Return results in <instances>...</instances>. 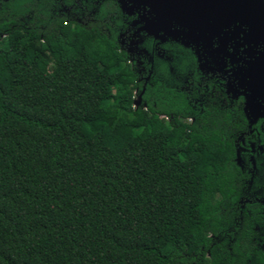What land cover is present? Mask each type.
I'll list each match as a JSON object with an SVG mask.
<instances>
[{"label":"trees","instance_id":"16d2710c","mask_svg":"<svg viewBox=\"0 0 264 264\" xmlns=\"http://www.w3.org/2000/svg\"><path fill=\"white\" fill-rule=\"evenodd\" d=\"M54 4L0 0V264H264L232 203L264 158L194 102L197 54L122 46L112 1L89 24Z\"/></svg>","mask_w":264,"mask_h":264},{"label":"flooded vegetation","instance_id":"af4514ba","mask_svg":"<svg viewBox=\"0 0 264 264\" xmlns=\"http://www.w3.org/2000/svg\"><path fill=\"white\" fill-rule=\"evenodd\" d=\"M110 1L118 6L123 18L124 14L131 17L130 25L121 34L123 37L120 40L122 46L132 45L134 48L136 47L137 52L142 54V50L138 46L140 42L139 35L141 33L151 38L153 45L152 53L156 49H159V44H171L173 41L178 42L175 39L177 37L172 32L175 30L174 28L180 29V26L171 17H167L166 24L160 27L158 32L151 33V29H145V27L157 28L158 18L155 10L149 5L141 3L140 0H54V5L58 6L60 10L73 12L76 21L89 24L97 22L94 17L99 15L101 9L108 6ZM26 3L29 4L28 1ZM28 17L29 12L26 11L23 18L26 26L29 23ZM224 29L225 32H221L212 41V49H203L201 45L198 47L200 56L196 52V46H189L197 54L198 97L194 102L203 108H210L211 105L218 103L216 105L218 106L217 108L229 115L231 121L229 126L232 130L229 134L230 139L235 144L241 143L245 145L244 151H246V154L254 156L255 154L253 153L258 149L259 155H262L264 158V109L258 107L252 110V107H248L247 105V95L251 93L247 83V77L251 75V73L248 75L249 63L251 62L252 64L255 61L245 55L239 57L243 54L242 50L248 47V44L241 39L243 33L241 32L240 38L236 40L233 37L235 25H229ZM222 39H225L224 43L227 50L224 52L220 51L217 55L214 49H218L219 41ZM179 43L182 44L181 41ZM236 51H238L237 56L235 55ZM158 54H160V51H158ZM137 63L138 66H142L144 60L140 58ZM154 67L155 62L153 57L150 66L151 73ZM169 68L171 70L172 66ZM148 78L146 77V81ZM188 79L189 76L186 74L183 79L184 82L181 85L186 90L191 89L187 83ZM190 93L192 92L190 91ZM257 100H261V98ZM238 110H240L239 116L237 115ZM190 120H194V118L191 116ZM237 120L245 123L244 129L236 130ZM238 158L240 161V157ZM232 203L241 207L240 218H242L241 214L244 211L247 212L249 217H254L251 218V221L256 223L254 230L257 232L259 246L264 252V184L249 187L247 194L240 195ZM255 208L258 209L257 212L253 211ZM257 213L261 215L260 223L262 224L256 222ZM250 264L253 263L251 262Z\"/></svg>","mask_w":264,"mask_h":264},{"label":"water","instance_id":"95a60500","mask_svg":"<svg viewBox=\"0 0 264 264\" xmlns=\"http://www.w3.org/2000/svg\"><path fill=\"white\" fill-rule=\"evenodd\" d=\"M140 1L155 10L158 18L157 28L145 29H151V33L158 32L166 24L167 17H171L180 26L172 32L177 37L175 39L185 46H196L198 56L200 45L203 49H212L214 38L224 33L225 27L235 25L233 37L238 40L242 32L241 39L248 44L239 57L245 55L255 61L249 63L248 75H251L247 77V83L251 93L247 95V105L252 110L258 107L264 109V0ZM224 42L225 39L220 40L218 49H214L217 55L227 50Z\"/></svg>","mask_w":264,"mask_h":264},{"label":"rangeland","instance_id":"374dc122","mask_svg":"<svg viewBox=\"0 0 264 264\" xmlns=\"http://www.w3.org/2000/svg\"><path fill=\"white\" fill-rule=\"evenodd\" d=\"M136 101L138 102V101H139V98H137ZM105 104H107V102H105ZM160 117H161V116H160ZM158 125H159V127H158ZM162 128H163V125H160V124L155 123V126H154V129H155V130H160V129H162Z\"/></svg>","mask_w":264,"mask_h":264}]
</instances>
